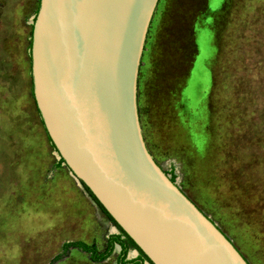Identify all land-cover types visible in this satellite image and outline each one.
<instances>
[{"label": "rangeland", "instance_id": "rangeland-1", "mask_svg": "<svg viewBox=\"0 0 264 264\" xmlns=\"http://www.w3.org/2000/svg\"><path fill=\"white\" fill-rule=\"evenodd\" d=\"M38 1L0 0V264H49L71 241L102 252L119 233L59 163L36 112ZM137 87L155 162L249 264H264V0H159ZM118 253L93 263L71 249L55 264H117Z\"/></svg>", "mask_w": 264, "mask_h": 264}, {"label": "water", "instance_id": "water-1", "mask_svg": "<svg viewBox=\"0 0 264 264\" xmlns=\"http://www.w3.org/2000/svg\"><path fill=\"white\" fill-rule=\"evenodd\" d=\"M158 2L40 0L35 106L64 166L152 264H248L146 147L137 85Z\"/></svg>", "mask_w": 264, "mask_h": 264}, {"label": "trees", "instance_id": "trees-1", "mask_svg": "<svg viewBox=\"0 0 264 264\" xmlns=\"http://www.w3.org/2000/svg\"><path fill=\"white\" fill-rule=\"evenodd\" d=\"M39 1H38L37 10L35 12V16H36L38 8H39ZM35 16H34V18H35ZM34 18H33L32 22L34 21ZM31 35H32V26H31V33H30V40H29V47H28L29 50L31 48ZM30 67H31V61H30ZM30 78H31V74H30ZM31 86H32V81H31ZM31 91H32V89H31ZM32 97H33V95H32ZM34 104H35V102H34ZM35 109H36V112L38 114L41 126H42L44 133L46 135V138L49 141L51 147L55 150L53 144L51 143V140L49 139V137H48V135L44 129V126L42 124V120L40 118V115L38 113L36 106H35ZM55 152H56V150H55ZM59 163L60 164L64 163L61 158H59ZM165 174L167 175L166 172H165ZM170 180H171V182H175L174 176H172L170 178ZM82 187L88 193V195L94 201V203L98 206L100 211L105 215V217L118 230L119 233L118 234H112L107 238L106 247H105L104 251H102V252H99L95 245H90V244L84 243L83 241L64 242L61 246V253L59 255L55 256L51 260V262H49V264H55L56 262L67 257L71 249L79 250V251L87 254L89 260L93 263H101V262L105 261L108 257L111 256V254L114 250V246H116V245L119 247V253L116 257V263L117 264H152V262L144 255V253L136 246V244L125 234V232L109 216V214L104 210V208L99 204V202L91 194V192L84 185H82ZM130 250H135L138 254L137 257H135L133 259H127V255H128V252Z\"/></svg>", "mask_w": 264, "mask_h": 264}, {"label": "crops", "instance_id": "crops-1", "mask_svg": "<svg viewBox=\"0 0 264 264\" xmlns=\"http://www.w3.org/2000/svg\"><path fill=\"white\" fill-rule=\"evenodd\" d=\"M144 52V51H143ZM138 86V85H137ZM137 102H138V87H137ZM140 118V117H139ZM141 125V124H140ZM142 130V128H141ZM143 134V133H142ZM132 251H135V250H132ZM136 252V251H135Z\"/></svg>", "mask_w": 264, "mask_h": 264}, {"label": "flooded vegetation", "instance_id": "flooded-vegetation-1", "mask_svg": "<svg viewBox=\"0 0 264 264\" xmlns=\"http://www.w3.org/2000/svg\"><path fill=\"white\" fill-rule=\"evenodd\" d=\"M137 253V252H136ZM138 255V254H137ZM137 257V256H136Z\"/></svg>", "mask_w": 264, "mask_h": 264}]
</instances>
